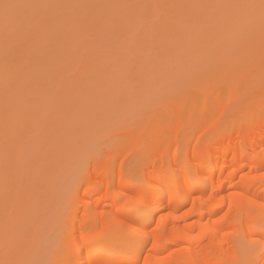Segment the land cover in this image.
I'll list each match as a JSON object with an SVG mask.
<instances>
[{
    "label": "rangeland",
    "instance_id": "374dc122",
    "mask_svg": "<svg viewBox=\"0 0 264 264\" xmlns=\"http://www.w3.org/2000/svg\"><path fill=\"white\" fill-rule=\"evenodd\" d=\"M252 2L259 0H8L42 7L10 10L8 49L1 54L8 51V131H0L8 134L0 139V259L6 220L17 247L46 227L54 232L50 244L75 229L66 224L54 231L60 214L46 211L45 195L52 194L51 206L62 202L66 188L57 185L77 182L75 172L87 166L91 152L113 156L109 164L95 160V174L121 166L131 179L140 174L129 154L150 133H144L149 118L140 114L145 107L164 109L192 91L219 86L239 68L256 65V81H264L258 12L171 7ZM0 15L4 30L3 9ZM238 16L254 17L255 23L236 26L232 18ZM80 66L97 69L77 77ZM211 76L217 79L208 81ZM218 107L208 102V109ZM123 146L125 155L119 152ZM85 195L83 205L92 201ZM35 241L32 252L39 247Z\"/></svg>",
    "mask_w": 264,
    "mask_h": 264
},
{
    "label": "bare ground",
    "instance_id": "6f19581e",
    "mask_svg": "<svg viewBox=\"0 0 264 264\" xmlns=\"http://www.w3.org/2000/svg\"><path fill=\"white\" fill-rule=\"evenodd\" d=\"M4 27L0 131H8V51L1 55L8 49V24ZM96 69L80 66L77 77ZM258 72L256 65L239 68L219 86L192 91L164 109L149 105L137 111L149 118L144 133L150 131L139 150L132 148L129 154L140 174L131 179L124 166L95 174V160L109 164L113 156L91 152L87 166L75 172L77 182L57 185L66 188L62 202L51 206L52 194L45 195L46 211L60 214L54 231L66 224L75 231L50 244L54 232L46 227L35 236L40 241L36 251L23 240L15 254L48 259L47 251L61 246L63 259L87 264L88 248L81 237L99 235L96 258L103 264H144L145 259L149 264H264V81H256ZM208 102L219 107L208 109ZM187 103L192 105L186 110ZM6 135L1 133L0 139ZM119 152L126 154L124 146ZM85 194L92 200L87 205L82 203Z\"/></svg>",
    "mask_w": 264,
    "mask_h": 264
},
{
    "label": "snow or ice",
    "instance_id": "6c2138e0",
    "mask_svg": "<svg viewBox=\"0 0 264 264\" xmlns=\"http://www.w3.org/2000/svg\"><path fill=\"white\" fill-rule=\"evenodd\" d=\"M42 7V5L37 4H13L8 3L7 0L0 2V9H3L5 24L10 22V10L12 9H25V8H37ZM56 7V6H50ZM83 7H112L111 5H84ZM124 7H145L143 5H124ZM171 7H194V8H213V9H243V10H254L258 12L259 26H260V36H261V68L264 71V0H259L258 3H244V4H232V3H217V4H200V5H172ZM232 23L236 26H250L255 23L254 17L249 16H238L232 18ZM149 197V192L147 189L144 190L143 198L147 199ZM10 231V221L6 220L5 224V237H4V249L5 258L0 259V264H78L77 261H69L62 258L63 248L61 246H53L50 249V257L48 259H21L16 258L15 252L16 247L19 246L20 242L14 245L9 236ZM84 242V246L88 248L89 260L87 264H103L102 261L96 257L101 251V237L99 235L83 236L81 237ZM29 246L35 244V238L32 236H27L24 238ZM79 243V241H78ZM138 264V262H137ZM144 264H149L148 260L145 259ZM220 264H242L241 261H222Z\"/></svg>",
    "mask_w": 264,
    "mask_h": 264
}]
</instances>
